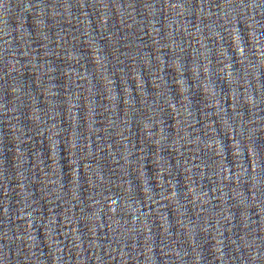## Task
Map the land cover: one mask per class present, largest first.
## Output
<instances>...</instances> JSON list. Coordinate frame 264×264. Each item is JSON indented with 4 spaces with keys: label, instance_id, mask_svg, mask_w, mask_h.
<instances>
[{
    "label": "water",
    "instance_id": "water-1",
    "mask_svg": "<svg viewBox=\"0 0 264 264\" xmlns=\"http://www.w3.org/2000/svg\"><path fill=\"white\" fill-rule=\"evenodd\" d=\"M0 264H264V0H0Z\"/></svg>",
    "mask_w": 264,
    "mask_h": 264
}]
</instances>
